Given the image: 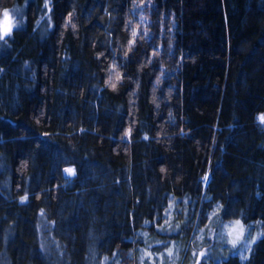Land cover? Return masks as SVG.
I'll list each match as a JSON object with an SVG mask.
<instances>
[{
  "label": "trees",
  "instance_id": "trees-1",
  "mask_svg": "<svg viewBox=\"0 0 264 264\" xmlns=\"http://www.w3.org/2000/svg\"><path fill=\"white\" fill-rule=\"evenodd\" d=\"M5 11L0 264H242L218 224L197 233L213 211L264 233V0ZM252 240L243 264H264Z\"/></svg>",
  "mask_w": 264,
  "mask_h": 264
},
{
  "label": "rangeland",
  "instance_id": "rangeland-1",
  "mask_svg": "<svg viewBox=\"0 0 264 264\" xmlns=\"http://www.w3.org/2000/svg\"><path fill=\"white\" fill-rule=\"evenodd\" d=\"M5 13L8 14V18L10 20L9 29L11 28V31H12L14 29V27H15V18H14V15L10 11H5L3 13L1 19H0V32H1L2 35L5 33L4 32ZM67 176H71V175H68L67 174ZM205 183H207V181H205ZM211 222H213L214 224H218L219 225V227H218L219 228V234L217 235V240L220 242L219 252L220 253H223L224 250H225V248L228 249L229 247L230 248L233 247V245H231L230 243H228V240H229L228 229H230L231 227H233L235 221H233L232 223L231 222H225V223L223 222L222 224H219L218 223L219 220L216 217V212L215 211H213L211 214H209L208 217H206L205 222L203 224H201V227L198 229V233H197V243H198V246H200L202 244L203 239H204V235H205L206 228H207V226L209 224H211ZM240 224H241V222H240ZM241 226L243 227L242 224H241ZM251 238H253V237L250 236L249 230L248 229H244L243 236L241 237V239L238 241L237 245L235 246L236 253H239L240 256H243L244 255L243 252L246 251V246L249 243V239L252 240ZM228 244H230L231 246L228 247L227 246ZM225 246H227V247H225ZM228 251H230V249H228ZM204 252L208 255V254H210L211 249H208L207 251H206V249H203L202 253H204ZM205 253H204V255L202 257L205 258V259H207V256L205 255ZM199 257H201V253H200ZM175 258H176V260L178 258V249L176 250ZM182 258H183V256H182ZM182 258H181V260H182ZM172 264H176V261L174 262V254H173V262H172Z\"/></svg>",
  "mask_w": 264,
  "mask_h": 264
},
{
  "label": "snow or ice",
  "instance_id": "snow-or-ice-1",
  "mask_svg": "<svg viewBox=\"0 0 264 264\" xmlns=\"http://www.w3.org/2000/svg\"><path fill=\"white\" fill-rule=\"evenodd\" d=\"M48 3H49V0H45V7L46 8L48 7ZM141 3L143 4V0H141ZM49 11H50V9H49ZM69 16H71V14ZM140 20H141V22H143L145 20V17L144 16H141L140 17ZM73 27H74V25H73ZM10 33H11V28L9 29L8 32H5L3 34L2 39L5 40L6 37L10 36ZM131 35H132L133 39L129 41V50H131V45L135 42V38L138 35L137 30L134 29L132 31ZM115 68H116V66L113 65V69H112V72L113 73L116 72ZM111 75H112V73H110L109 76H111ZM259 121L261 123H264V114H262V115L259 116ZM65 171H66V173L68 175H74L75 174V170L74 169H66ZM207 179L208 178L205 177V181H207ZM24 199H26V197L25 198H22V202H23ZM243 234H244V229L241 226L240 221L239 220L235 221L233 227H231L230 229H228V236H229L228 243H231L233 245V247L235 248V246L237 245L238 241L241 239V237L243 236ZM261 238H264V233L259 234L256 237L255 240H252V242H251L252 245H254L257 242V240H259ZM203 255H204V253H201V256H203ZM240 259H241V262L243 264V262L246 261L248 258L243 257V256H240Z\"/></svg>",
  "mask_w": 264,
  "mask_h": 264
},
{
  "label": "clouds",
  "instance_id": "clouds-1",
  "mask_svg": "<svg viewBox=\"0 0 264 264\" xmlns=\"http://www.w3.org/2000/svg\"><path fill=\"white\" fill-rule=\"evenodd\" d=\"M9 24H10V20H9V18H8V14L7 13H5V19H4V32H8V30H9ZM2 34H0V39H2ZM119 78V77H118ZM261 114H257V120L259 121V116H260ZM253 240H255L256 239V236H253V238H252ZM231 244V243H230ZM232 245V244H231Z\"/></svg>",
  "mask_w": 264,
  "mask_h": 264
},
{
  "label": "bare ground",
  "instance_id": "bare-ground-1",
  "mask_svg": "<svg viewBox=\"0 0 264 264\" xmlns=\"http://www.w3.org/2000/svg\"><path fill=\"white\" fill-rule=\"evenodd\" d=\"M203 185L206 187L207 183H205V181H204V182H203ZM205 187H204V188H205Z\"/></svg>",
  "mask_w": 264,
  "mask_h": 264
}]
</instances>
